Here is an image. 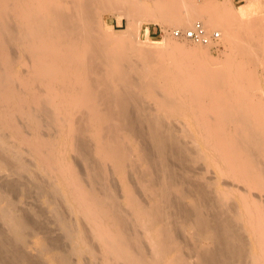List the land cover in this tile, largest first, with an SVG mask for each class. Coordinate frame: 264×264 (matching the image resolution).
Returning a JSON list of instances; mask_svg holds the SVG:
<instances>
[{"label":"bare ground","instance_id":"obj_1","mask_svg":"<svg viewBox=\"0 0 264 264\" xmlns=\"http://www.w3.org/2000/svg\"><path fill=\"white\" fill-rule=\"evenodd\" d=\"M227 1L222 0L221 7L225 6L227 14L235 15L232 2L228 5ZM251 1L240 7L248 6ZM108 3H111L110 7ZM105 10L126 19L121 33L128 37L138 34L141 24L148 21L164 28H176L200 20L208 29L219 30L220 37L235 32L220 26L208 5L194 0H0V49L3 51V57L0 56V131L7 114L19 113L27 115L34 129L40 128L43 116L47 124L58 126L57 132L61 137V141H57L61 148L57 147L55 140L49 139L50 151L53 152L49 159L42 154V158L48 159H43L42 170L46 168L45 173L51 171L57 178L45 181L30 172L19 150L11 148L0 133V173L8 170L15 174L10 179L4 178L1 184L17 192L21 184L28 186L32 180L27 179V174L31 175L41 193L50 192L52 200L48 202H54L50 208L53 209L51 217L58 221L60 229H56L60 232L62 229L66 239L64 242L61 233V236L52 233L53 229L56 231L50 228L54 223L48 228L47 222L40 218L43 214L41 209H37L36 217H33L31 212L16 205L7 195L9 191L6 193L0 187V264H50L51 261L73 264L71 253L93 252L82 226L76 227L75 222L73 224L60 209V201L56 200L60 191L61 203L64 201L70 212L77 211L89 223L103 255L99 264H264V202H255L249 191L257 189L264 194V96L259 85L260 89L249 86L254 72L247 68V62L257 61L264 69V16H249L243 25L238 24V28L242 26L250 31L232 36L224 57L217 59L210 55V45L191 41L193 46L186 49L183 43L173 40L172 31L167 32L166 29L161 42L135 39L131 44V38L127 43L124 42L127 38L117 37L121 33L99 35L95 24L101 21L100 11ZM110 41L118 43L109 47ZM14 46L19 52L28 53L31 60L29 74L26 78L19 76L23 78L18 77L20 82L26 86L34 81L45 88L43 96L35 98L33 106L24 104L27 97L12 81L14 60L11 47ZM157 46L161 51H167L166 54H178L196 67H190L183 74L167 73L168 76L160 81L151 78L147 68L137 65L133 74H128L124 66L113 63L117 53L123 58L128 51L151 56L152 48ZM173 50L177 53L173 54ZM196 57L201 60L195 62ZM127 59V68H132L130 58ZM108 64L115 65L118 74L127 78L123 91L119 90L112 69L103 68ZM218 88L225 89L224 96L218 99L221 96L219 89L216 93L219 96L214 101L211 96L212 100L207 99L213 102L211 111L217 115L218 123L221 120L223 125L229 124L228 121L229 125L231 121L235 124L231 130L227 125L218 124L217 127L214 122L211 125L215 126L210 127L208 118L209 127H204L203 119L208 114L203 113L206 106H203L201 96L203 91H209V94ZM255 88L260 90V95H257V90L256 94H248ZM233 91L235 95H231ZM150 101L154 107L148 104ZM209 109L207 113H210ZM77 111L79 114L75 116ZM187 115L199 123L196 130L204 148L193 150L189 141L169 126V118ZM214 117L213 121L217 118ZM129 132L136 140L139 139L138 144H134L136 146L132 145L133 151L130 144L127 145V141L134 139L130 138ZM186 134L190 135L189 132ZM186 134L184 136H188ZM190 138V142L199 144ZM26 140L31 145L32 140ZM68 149H73L84 161L91 182L89 186L79 176L76 163L67 159ZM198 159L216 166L219 175L224 172L231 180L246 184L248 188L238 192L242 209L235 207V203L224 204V198L230 192V189L226 191L228 186L212 192L208 187L210 182L206 185L184 174L185 168ZM107 161L121 177L125 166L131 167L138 174L140 186L150 192L152 199L163 198L164 220L159 221L154 232L153 227L143 226L142 234L144 241L145 238L148 240L149 250L143 244L141 231L139 233L134 228L136 223L146 224L143 219L148 214L141 212L144 209L135 197V191L128 188V183L123 201L129 206L127 208H132L133 217L122 208L113 193L115 190L110 191L105 184ZM178 165H181V170ZM23 189L21 186L20 191ZM185 198L189 201L186 202ZM155 212V207L150 209V216ZM186 223L189 227L192 223L200 233V244L193 247L197 257L195 263L183 255L179 242L175 241L176 229ZM29 227H46L47 241L42 240L45 238L43 233L39 238L42 241L30 242L29 238L37 232L29 237ZM67 245L69 247L65 248ZM30 246L35 249L34 253L27 249Z\"/></svg>","mask_w":264,"mask_h":264},{"label":"rangeland","instance_id":"obj_2","mask_svg":"<svg viewBox=\"0 0 264 264\" xmlns=\"http://www.w3.org/2000/svg\"><path fill=\"white\" fill-rule=\"evenodd\" d=\"M194 1H197L198 3L200 2L202 4L208 5V8L213 13V15L216 17V19L218 20L220 26L222 25L224 27L225 26L228 27L230 32L231 31H235L234 33L233 32L230 33L229 36L220 37V40H219V43H218L219 46L216 47L215 49L210 47V49H209L210 55H212L214 58H217V59H222L224 57V55H225V53L227 52V49H228L227 47L231 43V39L230 38L232 36H235V34L240 36L242 33H245L246 31L247 32L250 31V29H246V28H244L242 26L241 27L239 26L240 28H238L237 27L238 24H242L243 21H245L246 18L249 17V16H254V15H257L259 17H263L264 16V0H252L250 2V4L248 6H246V7H240V6L243 5L245 2H248L250 0H230V2L228 0L226 4L230 5V3L232 2V5L234 6V8L236 10V14L235 15H229V14L226 13L225 8H224L225 6L221 7V5H220V2L222 0H194ZM108 5L110 7L111 3H108ZM100 19H101V21H98V22H96L97 24H95L96 28L98 29L97 31H98L99 35H105V34H108V33H121L124 30L125 26H126V19L123 16H120V15H118V14H116L113 11H110V10H105V12L104 11H100ZM164 29H166L167 32H171L173 27L169 28V26H165V28H164V27H162L161 25H159L156 22L148 21V22H143L141 24V29H140L138 34L134 33V35H132L131 37H128V35H126L124 33H121L123 35L120 34V36H118L119 35L118 34L117 37L118 38L119 37L120 38H127L124 41V42H127V43H128V39L131 38V39H129L130 40L129 43H131V44L135 42V39H137L138 41H142L144 39H147V40H151V41H159V42H161V41H163V36L165 35ZM171 37L173 38V40H176L179 43H183L186 49L191 48L193 46V44H194V43H192L191 41H189L187 39H178V38L173 37V35H171ZM118 38H117V40H118ZM132 40H133V42H131ZM114 42L115 41H110L109 42V47H111L113 45L115 46L116 43H118V42H115V43ZM156 48H159L160 50H158V49L155 50ZM137 50H138V48H136V51ZM152 50L153 51H152L151 56L148 55V54L145 55V53L135 55L133 52L128 51V53L126 55V58H123V56L121 54L117 53V55L116 54L114 55L113 63L115 62L116 64H118L119 67L120 66H124L126 68V71H127L128 74H133V68L135 66H137V65H138V67H141V68H145V69L147 68L146 70H148V72L151 73L150 74L151 78H154V79H157V80H160V81L165 79V76H168V74H171L173 72H180L181 74H183V73H187L188 70L190 69V67H196L194 63L192 65V64H190L189 60H186V59H184L182 57H179L178 54H175V53H177V50H173L172 51V53L175 54V55L166 54L167 51H165V50L161 51V47L160 46L159 47L158 46L157 47H153ZM11 54H12L11 56H13L12 59L14 60V61H12L13 64H12V69H11V71H12L11 74H12V77H13L12 81L14 82V85H17V88L19 90H21V91L23 90L22 91L23 95H25V97H27L25 102H24V104L26 103V105L33 106V101H36L35 98L37 96L39 98L43 96V94L45 92L44 85H42V84H40L38 82L30 81L25 86L23 84V82H20L21 80L18 79L19 76H21V77L25 76V78H26L28 76V74H29L30 62H31V60L29 59L30 55L28 56V53H26V52H21V51L19 52V49L17 47H15V46L11 47ZM0 56L3 57L2 49H0ZM1 57H0V59H1ZM200 57H196L195 62L196 61L197 62L200 61L201 60ZM127 58H130V60L132 62V65H133L132 68H127V60H128ZM251 60L252 59H250V61ZM112 64H108L109 67H108V65H106V67L103 66V68L104 69L108 68L109 70L112 69L111 70L112 73H113L112 75L114 77L116 76V84L119 86V90L123 91L125 89V84H126L127 78L124 75L120 76L118 74V72L116 71V68H114L115 65H112ZM247 65H248L247 68H249L251 71L254 72V75L252 73L253 77L251 76L252 79L250 77V74L248 76V78L253 81L251 84H249V86L257 87V88H259V86H260L261 93H262L261 95L264 96V83H263L264 82V78H262V77H264V75H263L264 69L262 68V66L260 64H258L257 61H254L253 63L251 62V64H249L247 62ZM0 67H2V66L0 65ZM109 70H108V72L110 74L111 71H109ZM21 77H19V78H21ZM21 79H23V78H21ZM219 89H221V91ZM256 90H257V92L259 91V93H257ZM211 91H214V93H212ZM211 91H210L211 93H209L210 95L208 94L209 91H203V95L202 94L199 95V97L202 95L201 96V100L203 101V106L205 104V106L207 108V107H209L211 105L209 107L210 109L207 108V109H209L210 113L206 112L208 110L205 107L203 109V111L205 110V112H203V113L208 114V115H205L206 119L205 118L203 119V120H205V123H206L204 125V127H209L208 126L209 125L208 124L209 120H207V118L210 119V127L211 126L212 127L215 126V125L214 126L211 125L213 122L217 123V125H216L217 127H218V124L223 125V122H221V120L218 123L219 119H218L217 115L214 114L215 112L213 113V111H211L212 106H213L211 103H213L212 101H214L216 96H219V94L221 96H219L218 99L221 98L222 96H224L225 89L224 88H218V90L214 89V90H211ZM204 92L206 94L205 96H207L206 98L204 96ZM217 92H219V94H216ZM250 93H252V94H256L257 93V95H260V90L255 88V91H250V92L248 91V94H250ZM28 94H29V96H28ZM137 94H140V93H137ZM231 95H235V92L234 91L231 92ZM210 96L213 98V100L211 99ZM207 98L208 99L210 98L212 101H209L210 99L208 100ZM205 101L207 103H205ZM148 104L151 107H154V103L152 101H150V103H148ZM206 104L207 105L210 104V105L207 106ZM212 113H213V115L215 117L212 116ZM78 114H79V112L77 111L75 113V116H77ZM202 114H201V117H202ZM26 116L22 115V114H19V113H16V114L14 113L12 115L7 114L5 116V118H3V122H2L3 125L1 127L0 133L2 135H4L5 140L7 141L8 145L11 148L15 147V148H17L19 150L20 157H21V159H23L24 162H26L27 165H29L30 172H33V174L36 173L35 175H37L38 178H40V179L43 178L45 181L46 180H48V181H52L53 180L54 181V179H57L54 176L55 174L53 172H51V171H49L51 174L49 172L45 173L46 168H44V170H42L43 169L42 167L45 164L44 163L45 160H43V159H46V161H47L50 158V156H51L50 153H53L52 151H50L51 150V146L48 144L49 139L55 140L54 142L57 144V147L59 145L57 143V141L58 142H59V140L61 141V137H59V133H58L59 132L58 131V126H56L55 124H51V123L47 124L46 123V119L43 116H41L42 121H43L42 125L40 126V128L38 127L37 129H34V128H32V125L29 123V120H28L29 118L26 117ZM187 116H189V117L187 118ZM187 116L184 117V118H182V116L179 117V118H171V119L169 118L170 121H168V123L169 122L171 123V125H169V126H172V129L173 130L175 129V132L179 136H181L184 140H186V141L188 140L189 143H190V144L189 143L188 144L192 147L193 150H195L196 147L200 148V149H201V147L204 148V146H203L204 143H201V142H203V141H201L202 139H198L199 137H198V133H197V130H196L197 127H200L199 123L196 121V119L193 120V117L191 119L190 115H187ZM213 117L214 118L217 117L216 118L217 122H215L216 120L213 121ZM185 120L187 121V123H186ZM192 121H194V122H192ZM195 121H196V123H195ZM228 122L230 124V121H228ZM224 123H225V121H224ZM229 124L227 123V124H224V125H227L228 129H230V130L233 129V127H235V124L232 123V121H231V125L232 126L229 125ZM184 129L186 130V131H184L185 133L183 132ZM35 130L38 131V133H37L38 137L35 134ZM188 132L190 133V135L186 134ZM129 134H130V132L128 133V135ZM185 134L188 135V136H184ZM34 135H36V139H35ZM190 136H192L195 139L194 141L199 143V144L196 145L195 143L190 142V140L188 139V138H190ZM131 137L134 138V139L133 140L130 139L129 141H127V145L129 146V144H130V146H129L130 148L132 147V145H133V147L136 146L134 144H136V142L138 144V140H139V139L136 140L135 137L130 134V138ZM193 138H190V139L193 140ZM26 139L32 140V141H30L31 145L27 142ZM131 141H134V142L132 143ZM33 144H36V145H33ZM194 144L196 145L195 147H193ZM48 145H49V147H48ZM59 146H60L59 148H61V145H59ZM133 149H135V148H131L132 151H133ZM74 152H73V149H68L67 152H66L67 159L70 162L74 163V164L76 163L75 164V168L78 171L79 176H81V178H83L84 184L86 183L89 186L91 182L89 181L90 178H88V172H87L88 170L86 169L87 167L85 168V165H84L85 163L82 160V158L80 156L78 158V155H77L78 153L77 152L74 153ZM42 154L46 155V157L48 159L47 158H42ZM38 155L39 156L41 155V156L38 157ZM105 164H106V170L108 172V173L106 172L105 175H104V178L106 177L105 178L106 179L105 180V184H107L106 185L107 187L109 186V190L110 191H112V190L114 191L115 190V192H113V191L112 192L116 194V199H117L118 202L121 203L122 208L125 211H127V212L129 211L131 217H133L134 213L131 210L132 208H130V209L127 208L129 206L123 201L124 200V194L126 193V189L125 188L129 184L128 188L130 187L131 190H133V192L135 191L134 192L135 197L137 198V200L140 201V203H141V205H142V207L144 209L141 212H144V213L148 214L147 217H144V219H143V222L146 223V224L136 223L135 226H134V228L136 227L135 228L136 231L139 230V233L141 231V233H140L141 239H143V241H144V235L142 234V231L144 230L143 226L146 225V226H149V227H153L152 231L154 232L156 230V228H157V225H158L159 221L164 220L163 213L165 211V203L163 201V198L160 197V198H157L155 200L152 199L150 197V192L148 190L144 189L142 186H140V184L138 182V180H139L138 178L139 177H137L138 174L136 173L135 170H132L131 167L125 166V168H124V176L126 177L125 178L124 176L121 177V176H119L118 173L114 172V169L112 168V165H111L110 162L107 161ZM40 165H41V167H40ZM178 166H177V168L179 170H181L182 169L181 165H178ZM126 167H128V168H126ZM140 167H142V166H140ZM222 168L225 169V167H223V166H222ZM40 169L42 171H40ZM217 169L218 168L216 166L209 164L207 160L198 159V161L196 160V162H194L188 168H185V170L184 171L182 170V171L184 172V174L186 176L189 174L191 177H189V175H188V177L191 180H193V181H197L198 180L197 182L204 183L206 185H208L209 182H210L208 187H209L210 190H212V192L213 191L216 192V190H217V192L220 191V190H224V187L227 188V186H228L226 191L228 189H230V192H227L228 194L224 198L225 199L224 200V204L227 205V204H232V203L234 204L235 203L234 204L235 207H237L239 209H242V200H241V197L238 194V192H240L241 190L243 191V190H245V188H248V187L246 186V184H244L241 181H237V180L233 181V179L231 180V178L227 174H225L224 172L219 175ZM13 172L12 171L8 172V170H6V172L5 171L3 172L1 170V173H0V187L3 188V190L6 191V193L9 191L7 193V195H10L9 197H11V199L16 203V205L19 206L20 208H25L29 213L31 212L30 214L31 215L33 214L32 215L33 217H36L35 216V211L37 209H41L43 214H42V216L40 218H42L43 220H45L47 222V225H49L48 228L50 227V225H53V223H54V225H53L54 227L51 226L50 228L51 229L55 228V230L58 231L60 229L58 227V221L55 218L51 217V216H53L52 215L53 211H51L53 209H50V208L52 207L54 202L52 204L48 202V201L52 200L50 192H48L49 194L47 193V191H46V193H41L38 190L37 186L34 184L33 179L30 178L31 175H29V174H27V179H29L30 181L32 180L30 183L32 185H34V186L33 187H32V185L30 186L29 185L30 183H28V186L26 184H23L24 186L21 184L22 188L24 187L23 191L21 190L22 192L20 191L21 186H20V188H19V190L17 192H12L10 189L7 188L6 185L1 184V181L4 178L10 179V178L14 177L15 174ZM53 177H55V178H53ZM200 178L202 180H200ZM119 180H121V181L119 182ZM122 181L124 183L125 182L126 183L124 184ZM56 182H58V181H56ZM243 184L246 187H244ZM28 187H29L30 190L28 189ZM34 187H35V189H34ZM6 188H7V190H6ZM97 188H99V185H98ZM25 189H26V192H25ZM249 191H251L250 192L251 195H252L251 198L253 197L252 199L254 201L256 200L255 202H259V201H261V202L263 201L264 202V194H263V192L261 193L257 189L256 190L255 189H250ZM20 192L23 193V194H20ZM60 195H61V191L59 192V195L56 196L57 197L56 200L58 202L60 201L59 202L60 203V209L63 211V213H65L64 215H66V217L70 221L71 220L73 221V224L75 222V224H74L75 226L76 225L78 227L82 226L81 229L83 228L85 230V233H86V236H87L86 239L88 240V243L91 242L89 244H90V246L92 248H94L92 250L93 251L92 253H89V251H84L80 255L79 254H75L74 255V253H71L70 254V255H72V256H70V258L72 257L71 261L73 262V264L74 263L77 264L78 261L80 263L83 261L82 262L83 264L85 262H86L85 264H99L103 255L101 253V247H100L99 243L92 236V231L89 228L90 227L89 223L87 222V220L85 221V218L81 214H79L77 211H73L72 210L73 213L70 212L69 211L70 209H68V207H66L67 204L64 201H63V203H61L63 199H62V197ZM44 196H45V198H44ZM188 198H185L184 200H186V202H188L189 201ZM43 201H46V202H43ZM254 201H253V203H255ZM45 203H47V204H45ZM123 204L124 205L126 204V205L124 206ZM154 207L156 209V212L153 215L150 216L149 210L154 208ZM33 208H34V210H33ZM50 211L52 212V214H51ZM68 213H69V215H68ZM131 213H133V214H131ZM153 216H156V218L154 219ZM48 222H49V224H48ZM187 225H188V223H186L184 225L180 224L178 226V229H176L177 232H175V241L177 240V243L179 242L178 245L181 246L180 249H181L183 255H185V257L188 256L187 259L189 261L195 263L197 261V259H196L197 257H195L196 254H195V252L193 250V247L196 244L197 245L200 244V239L198 238V236H200V233L196 232L195 227H194V225L192 223L189 224L190 227L187 226ZM242 226H243L244 230H246L247 226L244 223H243ZM137 227H138V229H137ZM29 228H28L29 229L28 230V233H29L28 236L32 235L33 232H37L36 235H32V237L29 236L30 237L29 238L30 242L36 243L39 240L42 241V240L48 239V235L45 234V233H47L46 232L47 231L46 227H33V228L29 227ZM38 231H40V233ZM56 231H54V229H53L52 233H54V234L58 233L60 236L62 234L61 237H62V240H63L65 237H64L62 229H61V232L60 231L56 232ZM42 234H43V236H42ZM176 234H177V236H176ZM195 234H198V235L195 236ZM41 236L45 237V238H42ZM40 237L42 238V240L39 239ZM205 240L208 241L207 239H205ZM63 241L65 242L66 239H64ZM43 242H45V241H43ZM143 244L144 245L146 244L145 247H146L147 250L150 249V245H149L148 240L146 238H145V241L143 242ZM67 247H69V245L65 246V248H67ZM27 249L30 252H32V253L35 252V249H33V247H31V246L27 247ZM96 256L99 257V258H97ZM189 257H190V259H189ZM80 259H82V260H80ZM50 264H60V263L58 261H57V263L51 261Z\"/></svg>","mask_w":264,"mask_h":264},{"label":"built area","instance_id":"obj_3","mask_svg":"<svg viewBox=\"0 0 264 264\" xmlns=\"http://www.w3.org/2000/svg\"><path fill=\"white\" fill-rule=\"evenodd\" d=\"M172 35L195 43L208 44L213 49L217 47L220 40V31L208 29L200 20H195L191 25L186 27L173 28Z\"/></svg>","mask_w":264,"mask_h":264}]
</instances>
